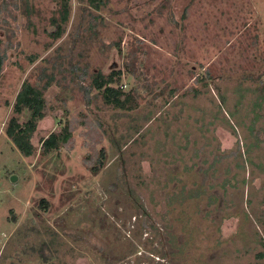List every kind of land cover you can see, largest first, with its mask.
Here are the masks:
<instances>
[{"label":"rangeland","instance_id":"obj_1","mask_svg":"<svg viewBox=\"0 0 264 264\" xmlns=\"http://www.w3.org/2000/svg\"><path fill=\"white\" fill-rule=\"evenodd\" d=\"M69 3L0 0V264H264V0Z\"/></svg>","mask_w":264,"mask_h":264},{"label":"trees","instance_id":"obj_2","mask_svg":"<svg viewBox=\"0 0 264 264\" xmlns=\"http://www.w3.org/2000/svg\"><path fill=\"white\" fill-rule=\"evenodd\" d=\"M92 5L99 9L104 5L107 0H90ZM58 16L52 18V23L55 27L53 32L56 39L60 38L65 32V26L69 22L71 16V7L69 0H59ZM4 56L1 51L0 40V77L4 67ZM114 73L105 76L102 73H98L93 79V87L102 92L104 102L113 107H119L126 112L131 111L134 108V102L131 96L125 93L121 87L116 85L117 78L113 77ZM43 90H37L28 88L23 90L15 104L14 112L22 114L25 110H28L31 117V124H34L45 118L47 105L44 99L41 97ZM34 127L27 130L26 127H21L17 118H11L7 127V133L12 138L14 143L19 147L24 155H31L32 145L30 144V137L33 134ZM71 134L68 129L65 133L54 134L52 133L42 141V146L45 153H50L52 150L57 149L61 143L68 142ZM264 245V243H263Z\"/></svg>","mask_w":264,"mask_h":264}]
</instances>
